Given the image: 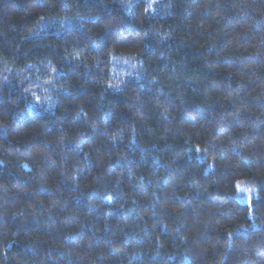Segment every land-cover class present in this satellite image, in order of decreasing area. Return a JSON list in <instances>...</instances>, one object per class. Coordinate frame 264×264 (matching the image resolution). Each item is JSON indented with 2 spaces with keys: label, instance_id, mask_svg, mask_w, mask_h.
Wrapping results in <instances>:
<instances>
[{
  "label": "trees",
  "instance_id": "obj_1",
  "mask_svg": "<svg viewBox=\"0 0 264 264\" xmlns=\"http://www.w3.org/2000/svg\"><path fill=\"white\" fill-rule=\"evenodd\" d=\"M0 264H264V0H0Z\"/></svg>",
  "mask_w": 264,
  "mask_h": 264
},
{
  "label": "rangeland",
  "instance_id": "obj_2",
  "mask_svg": "<svg viewBox=\"0 0 264 264\" xmlns=\"http://www.w3.org/2000/svg\"><path fill=\"white\" fill-rule=\"evenodd\" d=\"M32 82V81H31Z\"/></svg>",
  "mask_w": 264,
  "mask_h": 264
}]
</instances>
